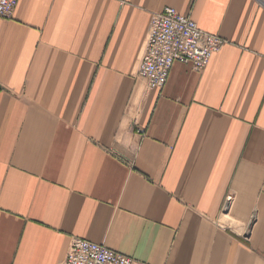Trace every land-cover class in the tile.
Returning a JSON list of instances; mask_svg holds the SVG:
<instances>
[{
    "label": "crops",
    "instance_id": "obj_1",
    "mask_svg": "<svg viewBox=\"0 0 264 264\" xmlns=\"http://www.w3.org/2000/svg\"><path fill=\"white\" fill-rule=\"evenodd\" d=\"M167 6L226 43L149 89ZM72 237L264 264V0H19L0 18V264H55Z\"/></svg>",
    "mask_w": 264,
    "mask_h": 264
},
{
    "label": "built area",
    "instance_id": "obj_2",
    "mask_svg": "<svg viewBox=\"0 0 264 264\" xmlns=\"http://www.w3.org/2000/svg\"><path fill=\"white\" fill-rule=\"evenodd\" d=\"M19 0H0V18L10 19ZM226 40L209 33L185 14L165 7L151 15L147 38L143 46L137 75L149 89L162 88L174 62L191 64L202 71L213 53ZM142 133V130H139ZM55 264H145L107 248L102 244L72 237L66 255Z\"/></svg>",
    "mask_w": 264,
    "mask_h": 264
}]
</instances>
